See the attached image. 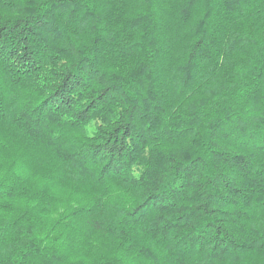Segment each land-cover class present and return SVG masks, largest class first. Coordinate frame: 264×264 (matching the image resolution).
Segmentation results:
<instances>
[{
	"label": "trees",
	"instance_id": "obj_1",
	"mask_svg": "<svg viewBox=\"0 0 264 264\" xmlns=\"http://www.w3.org/2000/svg\"><path fill=\"white\" fill-rule=\"evenodd\" d=\"M0 264H264V0H0Z\"/></svg>",
	"mask_w": 264,
	"mask_h": 264
}]
</instances>
